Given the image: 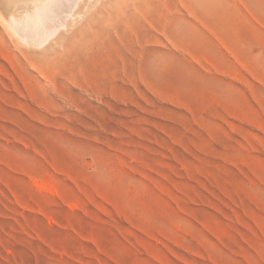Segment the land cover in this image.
<instances>
[{
	"label": "rangeland",
	"instance_id": "374dc122",
	"mask_svg": "<svg viewBox=\"0 0 264 264\" xmlns=\"http://www.w3.org/2000/svg\"><path fill=\"white\" fill-rule=\"evenodd\" d=\"M68 9L0 26V264H264V0Z\"/></svg>",
	"mask_w": 264,
	"mask_h": 264
},
{
	"label": "bare ground",
	"instance_id": "6f19581e",
	"mask_svg": "<svg viewBox=\"0 0 264 264\" xmlns=\"http://www.w3.org/2000/svg\"><path fill=\"white\" fill-rule=\"evenodd\" d=\"M79 2L80 0H0V26L9 37L17 35L25 44L39 46L54 37L62 25L61 21H65L58 20L61 12ZM89 9L86 11L92 14ZM74 34L72 32L70 36Z\"/></svg>",
	"mask_w": 264,
	"mask_h": 264
}]
</instances>
